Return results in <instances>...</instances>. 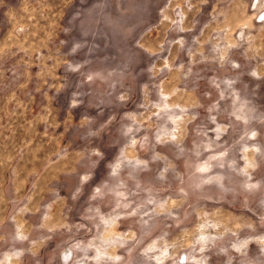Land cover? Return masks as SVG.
Masks as SVG:
<instances>
[{
	"label": "rangeland",
	"instance_id": "374dc122",
	"mask_svg": "<svg viewBox=\"0 0 264 264\" xmlns=\"http://www.w3.org/2000/svg\"><path fill=\"white\" fill-rule=\"evenodd\" d=\"M0 264H264V0H0Z\"/></svg>",
	"mask_w": 264,
	"mask_h": 264
}]
</instances>
